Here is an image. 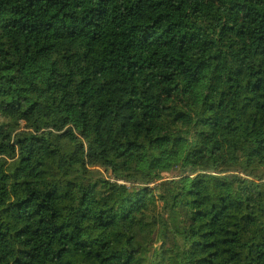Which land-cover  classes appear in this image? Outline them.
Segmentation results:
<instances>
[{
	"label": "trees",
	"instance_id": "trees-1",
	"mask_svg": "<svg viewBox=\"0 0 264 264\" xmlns=\"http://www.w3.org/2000/svg\"><path fill=\"white\" fill-rule=\"evenodd\" d=\"M0 264H264V0H0Z\"/></svg>",
	"mask_w": 264,
	"mask_h": 264
}]
</instances>
